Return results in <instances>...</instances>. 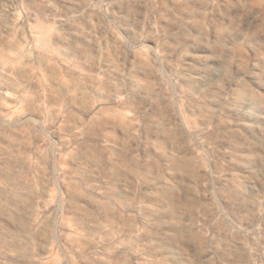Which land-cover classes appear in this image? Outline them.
Returning <instances> with one entry per match:
<instances>
[{
	"label": "rangeland",
	"instance_id": "rangeland-1",
	"mask_svg": "<svg viewBox=\"0 0 264 264\" xmlns=\"http://www.w3.org/2000/svg\"><path fill=\"white\" fill-rule=\"evenodd\" d=\"M0 264H264V0H0Z\"/></svg>",
	"mask_w": 264,
	"mask_h": 264
},
{
	"label": "bare ground",
	"instance_id": "bare-ground-1",
	"mask_svg": "<svg viewBox=\"0 0 264 264\" xmlns=\"http://www.w3.org/2000/svg\"><path fill=\"white\" fill-rule=\"evenodd\" d=\"M23 48V47H22ZM24 49V48H23ZM3 62V61H2ZM98 100V99H97Z\"/></svg>",
	"mask_w": 264,
	"mask_h": 264
}]
</instances>
